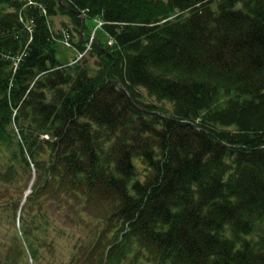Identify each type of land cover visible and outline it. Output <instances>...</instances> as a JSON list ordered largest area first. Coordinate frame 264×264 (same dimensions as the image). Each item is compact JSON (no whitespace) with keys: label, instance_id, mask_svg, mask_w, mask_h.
Listing matches in <instances>:
<instances>
[{"label":"trees","instance_id":"trees-1","mask_svg":"<svg viewBox=\"0 0 264 264\" xmlns=\"http://www.w3.org/2000/svg\"><path fill=\"white\" fill-rule=\"evenodd\" d=\"M79 11L107 39L59 61L57 37L87 42L52 18L79 35ZM13 150L35 175L0 208L44 220L22 215L0 264L26 246L36 259L52 209L91 225L66 264H264V0H0V152Z\"/></svg>","mask_w":264,"mask_h":264},{"label":"rangeland","instance_id":"rangeland-1","mask_svg":"<svg viewBox=\"0 0 264 264\" xmlns=\"http://www.w3.org/2000/svg\"><path fill=\"white\" fill-rule=\"evenodd\" d=\"M85 24V34L88 35L91 33L93 27L97 24V21L86 18L84 21ZM53 32L56 34L58 32L62 33V29L67 27L73 39L77 38V31L75 30V24L71 21V18L64 14L58 15L52 18L51 23ZM96 35L104 42L107 39V34L104 31L103 27L98 28ZM56 42V57L59 61L66 62L73 58L74 52L69 47H66L61 40V37H57ZM88 64L95 67L96 56H87ZM92 71V69H91ZM93 72V71H92ZM15 124V121H13ZM14 128V127H13ZM18 130V129H17ZM14 128V131L17 132ZM16 153V152H15ZM14 157V150L11 151H2L0 152V167L2 171L6 174L8 180L0 181V192L3 193L4 189L9 188L11 185H15L16 188L26 187L25 193L30 192V185L33 182L35 175L34 170L31 167L30 175L32 179L29 178V172L27 168L24 167V163L21 161L18 153ZM3 199L0 195V200ZM24 200V197H23ZM5 207V205H3ZM2 207V208H4ZM0 208V257H2L7 248L10 246L11 237L14 231L20 232L23 226V216H26L29 219H35L36 221L44 220L39 216V208H34L32 211H29V208L25 211L23 209L19 214V220L17 219L18 215L14 217L12 209H2ZM26 212V214L24 213ZM54 212V213H52ZM52 212L47 211V219L51 221V216L53 220L51 224H46L42 230L35 231L34 233L38 236V239H33L34 243L38 246V254L36 259H33L30 255L29 249L25 247L24 253L21 255L19 264H66L72 261V258L77 254L79 250V238L86 237L91 229V225L83 224L82 227H76L69 224L64 219V216L56 211ZM19 213V210L18 212ZM14 218V219H13ZM45 242V243H44ZM45 244V245H40ZM48 244V245H47ZM75 260V258H74ZM141 264H149L142 260ZM139 264V263H134Z\"/></svg>","mask_w":264,"mask_h":264},{"label":"bare ground","instance_id":"bare-ground-1","mask_svg":"<svg viewBox=\"0 0 264 264\" xmlns=\"http://www.w3.org/2000/svg\"><path fill=\"white\" fill-rule=\"evenodd\" d=\"M85 14L86 12H83V11H79L78 12V17L81 18V23L83 24L84 23V20L86 19L85 18ZM93 20L97 21V24L93 27L91 33H89L88 35L85 34V32H83V28H81V32L79 33V35H77V37L79 36H83L84 35V38L86 39V42H88V39L90 38L92 32H94V37H95V34H96V31L98 30V28L102 27V25L104 24V22L102 20H100L99 18H93ZM98 21H102L103 23L101 25H98ZM66 36L65 37H61V40L59 41H62L63 44L66 46V47H69L70 49L73 50L74 52V55H73V58H71L70 60H68L69 63H74L76 61H78V52H81V51H78L76 48H73L69 45V42H68V39H67V36H68V33L65 34ZM64 36V35H63ZM95 39V38H94ZM93 39V40H94ZM92 40V41H93ZM108 43L110 44L111 43V39H109ZM92 44V42H91ZM17 62L21 61L22 60V56H18L16 57L15 59ZM16 113V112H15Z\"/></svg>","mask_w":264,"mask_h":264},{"label":"built area","instance_id":"built-area-1","mask_svg":"<svg viewBox=\"0 0 264 264\" xmlns=\"http://www.w3.org/2000/svg\"><path fill=\"white\" fill-rule=\"evenodd\" d=\"M103 22L102 21H98V25H101ZM94 39V32H92L90 38L88 39V42L86 43V50L82 51V52H78V59L80 57H82L88 50L89 46L91 45L92 40ZM16 60H15V65H16Z\"/></svg>","mask_w":264,"mask_h":264},{"label":"water","instance_id":"water-1","mask_svg":"<svg viewBox=\"0 0 264 264\" xmlns=\"http://www.w3.org/2000/svg\"><path fill=\"white\" fill-rule=\"evenodd\" d=\"M59 2H61V0H58Z\"/></svg>","mask_w":264,"mask_h":264}]
</instances>
